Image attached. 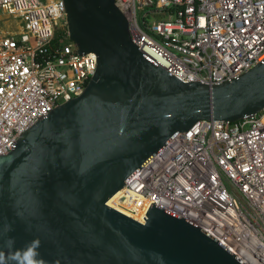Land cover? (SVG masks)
Here are the masks:
<instances>
[{
  "label": "water",
  "instance_id": "1",
  "mask_svg": "<svg viewBox=\"0 0 264 264\" xmlns=\"http://www.w3.org/2000/svg\"><path fill=\"white\" fill-rule=\"evenodd\" d=\"M63 1L69 38L80 53L97 55V69L80 96L0 155L6 264L33 239L44 264H246L182 218L154 207L141 221L108 200L198 120L259 113L264 62L231 82H183L133 42L116 0Z\"/></svg>",
  "mask_w": 264,
  "mask_h": 264
},
{
  "label": "built area",
  "instance_id": "2",
  "mask_svg": "<svg viewBox=\"0 0 264 264\" xmlns=\"http://www.w3.org/2000/svg\"><path fill=\"white\" fill-rule=\"evenodd\" d=\"M133 42L183 82H231L264 62V0H116ZM0 155L97 69L56 35L63 0H0ZM143 15V25L138 13ZM151 13L161 19L146 20ZM119 192V197H114ZM109 200L145 221L152 208L182 218L246 264H264V108L230 122L200 119L175 134ZM110 202V203H111ZM110 205V204H109ZM111 206V205H110Z\"/></svg>",
  "mask_w": 264,
  "mask_h": 264
},
{
  "label": "clouds",
  "instance_id": "3",
  "mask_svg": "<svg viewBox=\"0 0 264 264\" xmlns=\"http://www.w3.org/2000/svg\"><path fill=\"white\" fill-rule=\"evenodd\" d=\"M11 231L12 229L9 227L7 229ZM15 244V240L9 238L5 241V246L12 248ZM40 240L33 239L30 241L24 249L16 250L12 255L11 259L16 261V264H44L42 260L37 259L39 256L38 249L40 247ZM0 264H6V258L3 252H0Z\"/></svg>",
  "mask_w": 264,
  "mask_h": 264
},
{
  "label": "rangeland",
  "instance_id": "4",
  "mask_svg": "<svg viewBox=\"0 0 264 264\" xmlns=\"http://www.w3.org/2000/svg\"><path fill=\"white\" fill-rule=\"evenodd\" d=\"M44 3L50 0H42ZM138 17L140 19L141 24L143 25V15L141 12L138 13ZM161 19V15L158 13H151L146 17L148 22L157 21ZM26 25L25 19L22 17L15 19L14 17L4 18V14L0 10V31L1 30H14V29H22ZM68 27L66 22V17L59 20L58 29L56 30V35L59 38H64L65 34H67Z\"/></svg>",
  "mask_w": 264,
  "mask_h": 264
},
{
  "label": "bare ground",
  "instance_id": "5",
  "mask_svg": "<svg viewBox=\"0 0 264 264\" xmlns=\"http://www.w3.org/2000/svg\"><path fill=\"white\" fill-rule=\"evenodd\" d=\"M118 195H119V192L114 197H119ZM110 202H109V204L111 205V207L119 210L122 213H125L126 215H128V216H130L132 218H135V219L139 220V218L134 213H132L131 211H129V210H127V209H125V208H123V207H121V206H119V205H117L115 203H112V202L110 203Z\"/></svg>",
  "mask_w": 264,
  "mask_h": 264
}]
</instances>
